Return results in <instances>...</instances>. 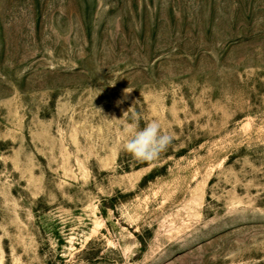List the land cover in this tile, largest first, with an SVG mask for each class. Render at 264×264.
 Listing matches in <instances>:
<instances>
[{
	"label": "rangeland",
	"instance_id": "1",
	"mask_svg": "<svg viewBox=\"0 0 264 264\" xmlns=\"http://www.w3.org/2000/svg\"><path fill=\"white\" fill-rule=\"evenodd\" d=\"M0 264H264V0H0Z\"/></svg>",
	"mask_w": 264,
	"mask_h": 264
},
{
	"label": "clouds",
	"instance_id": "2",
	"mask_svg": "<svg viewBox=\"0 0 264 264\" xmlns=\"http://www.w3.org/2000/svg\"><path fill=\"white\" fill-rule=\"evenodd\" d=\"M131 91L129 88L125 89V93ZM121 102L117 101V104ZM171 141L172 136L162 132L160 123L153 120L142 128L138 125L134 126L131 137L124 145V150L136 160L153 161L167 150Z\"/></svg>",
	"mask_w": 264,
	"mask_h": 264
}]
</instances>
